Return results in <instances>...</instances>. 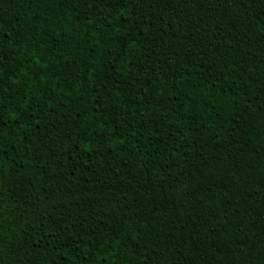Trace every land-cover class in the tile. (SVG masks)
Wrapping results in <instances>:
<instances>
[{
  "label": "trees",
  "instance_id": "16d2710c",
  "mask_svg": "<svg viewBox=\"0 0 264 264\" xmlns=\"http://www.w3.org/2000/svg\"><path fill=\"white\" fill-rule=\"evenodd\" d=\"M0 264H264V0H0Z\"/></svg>",
  "mask_w": 264,
  "mask_h": 264
}]
</instances>
